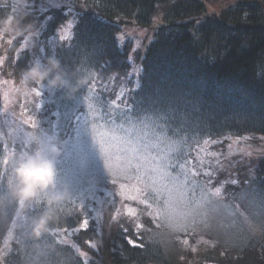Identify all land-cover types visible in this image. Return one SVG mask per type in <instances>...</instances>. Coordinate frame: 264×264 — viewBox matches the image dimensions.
<instances>
[{"label":"trees","instance_id":"trees-1","mask_svg":"<svg viewBox=\"0 0 264 264\" xmlns=\"http://www.w3.org/2000/svg\"><path fill=\"white\" fill-rule=\"evenodd\" d=\"M204 1L87 0L90 9L88 18L97 14L101 18L94 32L100 34L103 54L99 57L92 55V41H86L84 36H80L82 43L86 41V49L79 55L75 51H63L57 59L64 66L69 79L80 75L89 83L88 77L78 71L87 57V63L83 66L94 69L97 80L107 86L108 91L104 95L115 112L117 105H113L112 101L122 89L131 90L135 85L129 80L130 43L124 42L121 48L113 37H117L122 27L131 23L130 20L148 24L158 8H163V24L157 28L141 58L144 73L142 76L139 74V79L145 87L134 95L137 100L144 99L145 105L154 102L157 107L167 106L176 113L187 114L190 121L195 123L194 132L189 133L195 139H190L184 145L185 151L190 153L188 170L215 169L211 182L215 184L219 181L218 186H223L222 197L212 200L208 205L206 222L199 223L194 231L184 234L174 232L167 226L158 227L145 217L143 219L149 230L138 236L139 230L127 219L116 222L112 220L115 209L121 208L123 197L119 194V186H112L109 180L107 195L105 192H97L96 196L114 201V207L107 202L100 205L101 219L90 223L86 231L68 236L71 243L55 246L44 239L45 235L40 240H33L28 226L18 246L23 264H78L77 256L71 248L73 242L89 254L90 262L99 258L101 261H96V264H264V235L259 232L253 234L245 227V223L241 231L228 229V216L223 212L226 207L231 214L234 213L233 218L237 214L243 216L242 212L249 214L258 200L263 204L259 203L261 206L257 210L264 209V149L257 156L247 159L241 150H231L235 141L239 143L244 138L264 148V0L225 1L220 11L210 10ZM80 2L77 0L78 4ZM52 14L56 17V24H59L61 13L50 9L48 13L35 17L28 26L29 31L16 36L11 46L5 40L13 36L5 34L4 39L0 40V56L8 57L3 69H0V82L12 81L10 85L0 83V109L5 103L3 94L7 92L11 112L18 116L23 104L34 119L39 118L40 108L36 105L41 103L40 98L25 96L16 89L21 88L23 70L35 61L32 53L38 51L36 41L47 40L51 28L55 26L50 25L47 29L42 27L45 16ZM7 15L9 10L0 7V17ZM28 32L40 34L32 36L30 51L24 53L22 59L16 60L17 49ZM194 35L200 38L194 40ZM49 57H52L51 54H47L43 61ZM70 57L76 63H70ZM103 64L108 66L101 69ZM33 86H37L35 82H27L25 87L30 90ZM86 103H92L94 109L99 108L94 100ZM118 107L123 108L124 105L119 104ZM85 110L88 111L87 108ZM100 114L102 110L93 111L89 118ZM6 123L9 128L3 127L0 137L13 147H18L25 131H35L19 124L13 116H9ZM10 130L13 132L11 137L8 135ZM98 131L109 132V128L100 127ZM136 134H140L139 130ZM196 139L200 141L199 145ZM204 139L217 142L204 145ZM57 140L61 138L58 136ZM152 144L155 141L149 140V149ZM202 151L203 159L208 152L210 156L201 162L199 156ZM157 152L168 159L172 150L159 145L156 151H151L152 157ZM217 152L222 153L224 161L228 162L227 167L214 163L216 157L212 154ZM225 155L229 158L226 159ZM18 156L12 157V160L16 161ZM144 167L147 168L146 163ZM5 168L9 179L13 174V166L0 164V172ZM117 170L120 175L125 174L124 169L118 166ZM153 178L158 177L154 175ZM7 179L0 181V185H6ZM200 179L203 181L206 178ZM232 181L237 183L233 184ZM122 182L128 185V189L130 186L134 189L137 186L143 187L135 182ZM113 192L116 194L113 195ZM178 197L179 192L173 193L174 199ZM123 203L137 207L132 200H123ZM45 208L46 197L39 204L33 200L29 212L33 217ZM182 211H187L182 205L178 204L174 208L176 214ZM57 217L52 225L67 227V217L59 213ZM123 227L128 228V233L122 231ZM126 236H130L142 247L129 244ZM5 237L4 234L0 235V243ZM185 240L187 243H184ZM88 241L94 242L96 247L90 248ZM11 243L17 246L15 239ZM53 249L57 253L55 258L51 256ZM27 254H30V260L26 259Z\"/></svg>","mask_w":264,"mask_h":264},{"label":"snow or ice","instance_id":"snow-or-ice-1","mask_svg":"<svg viewBox=\"0 0 264 264\" xmlns=\"http://www.w3.org/2000/svg\"><path fill=\"white\" fill-rule=\"evenodd\" d=\"M44 3L48 6L44 7ZM0 7H10L17 18L22 9L28 14L33 12L44 14L50 9L61 13L59 24H56L54 14L45 16L42 27L47 29L50 25L55 26L51 28L47 40L36 41L38 51L32 53L35 57L34 62H42L47 54L57 58L63 51H75L79 55L86 49L87 40L92 41V55L99 57L103 54L104 48L99 38L100 34L98 31L94 32L96 23L101 18L98 14L88 18L90 9L87 0H81L79 4L77 0H42L39 7L36 0H25L24 3L13 0L11 4L7 2L0 4ZM39 34V32H28L17 49L16 60L22 59L23 54L30 51L32 36ZM4 35L0 34V40L4 39ZM80 36H84L86 41L82 43ZM199 38L198 35L193 36L194 40ZM14 39L15 37L9 38L5 40V43L11 46ZM113 39L117 46L122 48L123 36L113 37ZM133 51L135 52L136 48ZM7 59L6 55L0 56V69H3ZM69 62L76 63L71 57ZM86 63L87 57L78 71L85 74L90 82L86 83L72 99H67L63 92L53 91L42 84H36L37 86L28 90L25 87L27 81H20L21 88L16 89L17 91H22L25 96L34 95L41 100V103L36 105L40 108L38 119H34L27 106L23 104L18 116L11 112L8 93L3 94L5 103L0 109V118L7 121L9 116H13L19 124L35 131H25L18 147L7 144L0 137V157H2L0 164L14 166L15 161L12 157L17 154L20 156L30 152L44 153L49 155L56 164L53 187L68 186L75 194L57 208V213L67 217V227L50 224L44 239L51 241L55 246L67 245L68 236L86 231L90 223L98 222L102 216L99 206L105 202L112 207L115 204L114 201L101 200L96 196L97 192H105L107 195L109 180L112 186H119V194L123 200H132L137 204V207L133 208L122 200L121 208L115 209L112 216L114 222L127 219L136 230H139L138 236L149 230L143 219L145 217L152 223H156L158 227L167 226L177 233L188 234L194 231L199 223L206 222L208 205L212 200L221 198L223 193V186H218L219 181L215 184L211 182L212 172L215 169L191 172L188 170L190 153L185 151L184 145H187L190 139H195L194 136L189 135L194 132L195 123L190 121L187 114L176 113L167 106L157 107L154 102L145 105L144 99L137 100L134 93L143 91L145 87L140 79L135 81L134 88L122 89L112 101L113 105H117V110L114 112L104 95L108 91L107 86L97 80L94 69L90 70L83 66ZM129 63H134L131 56H129ZM107 66L103 64L100 67L103 69ZM143 73L144 68H138L129 73V80L137 74L142 76ZM0 83L10 85L12 81L5 80ZM92 100L99 105L98 109H94L92 103H86ZM119 104H123L124 107L119 108ZM101 110L102 114L89 118L91 112ZM100 121H103V124H100ZM104 126L109 128V132L100 133L98 139L97 130ZM137 130L140 134H136ZM58 136L61 138L62 151L60 155H52L47 152V146L57 140ZM149 140L155 141L150 149ZM195 142L197 145L200 143L198 139ZM216 142L209 139L203 140L204 145ZM159 145L172 150L168 159H165L160 152L150 158L145 151L146 149L156 151ZM149 159L155 167H144ZM117 166L124 169V175L119 174ZM7 174V168L0 172V181L7 179ZM154 175L158 178H153ZM201 177L206 179L201 181ZM11 181L7 179L6 185H0V229L7 233L6 242L0 243V264H23L18 246L21 245L20 237L24 234L28 221L32 217L29 209L33 201L25 203L11 200L8 195ZM122 181L135 182L136 185L142 184L143 187L135 188L136 195L126 196L124 190L128 185ZM232 183L236 184L237 181ZM175 192H179L177 199L173 198ZM115 194L113 192V195ZM46 196L47 193L38 196L35 203H41ZM178 204L187 211L176 214L174 208ZM46 206L52 207L47 200ZM122 231L128 233V228L123 227ZM125 238L134 247H142L130 236ZM12 239L16 240L17 246H13ZM87 243L90 248L96 247L92 241ZM184 243L187 241L185 240ZM71 248L77 256L78 264H90L88 253L80 249L78 244L73 242ZM56 255L53 249L51 256L55 258ZM26 259H31L30 254H27Z\"/></svg>","mask_w":264,"mask_h":264},{"label":"clouds","instance_id":"clouds-1","mask_svg":"<svg viewBox=\"0 0 264 264\" xmlns=\"http://www.w3.org/2000/svg\"><path fill=\"white\" fill-rule=\"evenodd\" d=\"M29 31V27L23 26L21 19L14 15L0 17V34H9L13 37L21 36ZM22 80L45 85L53 91H61L71 99L87 83L83 76H75L69 79L61 62L54 57L46 61L33 62L21 73ZM11 137L13 132L10 130ZM62 143L55 140L47 146V152L52 155H60ZM14 181L8 189L11 200L24 201L35 200L38 196L47 193L46 200L52 205L28 221L30 238L40 240L48 231L49 225L57 220V208L69 201L75 194L68 186L53 187L56 178V164L49 155L31 152L18 156L13 166Z\"/></svg>","mask_w":264,"mask_h":264},{"label":"rangeland","instance_id":"rangeland-1","mask_svg":"<svg viewBox=\"0 0 264 264\" xmlns=\"http://www.w3.org/2000/svg\"><path fill=\"white\" fill-rule=\"evenodd\" d=\"M225 1H230V0H205L204 2L206 3L207 7L210 10H215V11H220L221 8L225 5ZM4 2H7L9 4H11L13 2V0H0V4H3ZM20 3H24L25 0H19ZM42 0H36L37 3V7L40 6ZM48 5L46 3H44V7H47ZM159 6V4H158ZM93 8V6H91ZM9 10V14L13 15V13L11 12V8H7ZM40 13L38 12H33L32 14H28L25 10H21L18 14V18L21 19L22 25L28 27L30 23H32V21L35 19V17H38ZM164 14V10L162 7L158 8L157 13L154 14V16L151 18V21L148 24H140L137 20H130V24L129 25H124L122 27V30L119 31L117 33V37L119 36H123L124 40H123V44L124 42H129L130 43V53L129 56L133 57L134 59V63L130 64L131 65V69L129 71V73H132L134 70L141 68V58L143 57L144 53H145V48L147 47V45L151 42V40L154 37V33L156 32L157 28L163 24V15ZM137 45H139V47L137 48ZM136 48V51L134 52L133 49ZM139 79V74H137L136 76H133L131 78V80L133 81L134 85H135V81ZM9 128V125L6 123V121L2 118H0V134H1V130L2 128ZM100 131L97 130V138H100ZM102 133H105L104 131H102ZM250 138V136L248 137ZM240 148V149H239ZM247 151L245 152L244 149ZM261 149L264 148H259V146H257L256 144L247 141L245 138L240 140V142L238 143L237 141H235L234 147H231L232 152H236L238 150H241L242 153H244L246 159L249 157H255L257 156L256 154L263 152ZM114 151V150H113ZM147 154L149 155V157L151 158V151L147 152ZM249 154V155H246ZM230 155V154H229ZM208 156H210V153H207V156L203 159L204 157V151H202L200 153L199 159L202 162L203 160H205ZM214 156L216 157L214 163L219 164V166L222 167H227L228 162L224 161V157L222 156V153H214ZM226 159H228L229 157H227V155H225ZM236 161V159H235ZM143 162V161H142ZM234 162V160L232 161ZM135 163V161H134ZM147 168L148 167H154V165L151 163V159H149V161L146 163ZM11 180L14 181L15 177L14 175H10ZM124 194L125 195H136V191L134 188H132L131 186L128 188H126L124 190ZM102 200V197H100ZM254 200V198L252 199V201ZM251 201V202H252ZM257 201V200H256ZM263 204V202H261V200H258L256 203V205H254L253 210L249 212V214H247V212H242L243 216L240 214H237L236 216L237 219H235V217L233 218L232 216L234 215V213L232 212V214L226 209V207H224L225 209L223 210V212H225V214H227L228 216V229H237V231H241V227H243L244 223H245V227L250 229L252 231L253 234H256L257 232L261 233L262 235H264V209L263 210H257L258 207H260L261 205L259 204ZM240 212L242 210V208H239ZM241 216L243 221L241 220ZM256 218V219H255ZM232 222V223H230ZM1 234H4V236H6L3 239V242H6L7 240V233L6 231L0 229ZM0 234V235H1ZM68 240V243L70 242V239L66 238ZM88 257L89 254H88ZM96 261L100 262L101 260L99 258L96 259ZM95 262H90V264H96Z\"/></svg>","mask_w":264,"mask_h":264}]
</instances>
